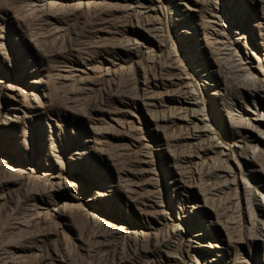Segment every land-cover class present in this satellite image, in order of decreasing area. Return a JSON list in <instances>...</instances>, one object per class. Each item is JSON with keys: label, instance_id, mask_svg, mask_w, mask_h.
I'll return each instance as SVG.
<instances>
[{"label": "rangeland", "instance_id": "1", "mask_svg": "<svg viewBox=\"0 0 264 264\" xmlns=\"http://www.w3.org/2000/svg\"><path fill=\"white\" fill-rule=\"evenodd\" d=\"M0 264H264V0H0Z\"/></svg>", "mask_w": 264, "mask_h": 264}]
</instances>
